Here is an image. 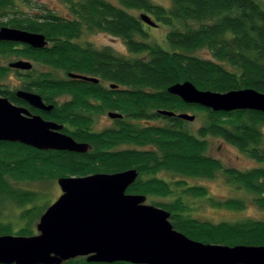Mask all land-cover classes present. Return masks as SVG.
<instances>
[{"label":"trees","instance_id":"trees-1","mask_svg":"<svg viewBox=\"0 0 264 264\" xmlns=\"http://www.w3.org/2000/svg\"><path fill=\"white\" fill-rule=\"evenodd\" d=\"M28 2L27 0H23ZM68 17H60L46 9L40 16H13L6 26L41 33L48 42L45 49L25 45L23 55L42 59L51 67L67 73H84L109 83L102 90L88 84L87 89L67 85L70 102L63 107L68 127L64 132L74 140L85 142L90 149L84 153L40 151L19 143L0 142V194H8L20 204L31 203L29 194L10 191L4 176L16 180L34 181L59 177H81L93 173H115L135 169L138 177L126 190L145 197L173 195L170 184L160 179L161 171L173 175L213 179L225 175L232 185L242 187L253 195V203L264 210V145L260 128L264 113L239 110L212 112L209 109L185 104L167 88L183 81L199 90L225 93L232 90L254 89L264 93V9L257 0H170L165 8L150 0H63ZM14 0H0L1 11L12 7ZM133 12H145L158 27L166 26L165 46L148 42L147 25ZM84 31L105 33L120 38L129 53L126 58L111 50L81 46L77 40ZM14 44L0 42V55H12ZM33 51V52H32ZM206 51L208 56H197ZM73 85V86H72ZM115 85V87H111ZM99 102L98 114L119 112L124 117L115 120L113 128L95 132L88 128L75 130V112L86 95ZM157 110L176 113L196 110L204 113L206 124L196 134L185 128L186 121L157 114ZM159 119L162 124H143ZM69 125L71 127H69ZM219 138L262 164L247 171L225 168L220 161L206 154L205 137ZM124 146V148L122 147ZM184 185L183 181L174 183ZM182 196L165 204L154 203L169 212L173 228L188 238L223 246H264V220L212 223L185 215L183 196L206 197L205 188L186 187ZM213 207L241 210L240 201H215ZM154 206V205H153ZM37 209L36 211H38ZM37 215L26 211L27 219ZM30 236L27 227L15 234L0 223V235ZM62 264L89 263L76 258ZM112 264H129L116 262Z\"/></svg>","mask_w":264,"mask_h":264},{"label":"water","instance_id":"water-1","mask_svg":"<svg viewBox=\"0 0 264 264\" xmlns=\"http://www.w3.org/2000/svg\"><path fill=\"white\" fill-rule=\"evenodd\" d=\"M140 19L156 26L145 14ZM0 42L22 43L33 49L48 47L43 34L6 26L0 27ZM10 67L27 70L30 64L20 61ZM68 76L91 83L98 81L73 73ZM167 92L185 104L212 112L264 113V93L254 89L219 93L199 90L183 81L170 85ZM16 95L38 109L51 108L44 106L35 94L17 91ZM156 112L186 122L195 119L187 113ZM26 114V110L0 97V142L19 143L40 151L84 154L90 149L88 143L60 132L62 125ZM107 116L122 119L117 112H108ZM137 177L135 169H127L57 178L61 194L39 216L37 234L0 235V264H62L76 258L104 264H264V246L204 244L175 230L169 212L145 204L144 195L126 193Z\"/></svg>","mask_w":264,"mask_h":264},{"label":"rangeland","instance_id":"rangeland-1","mask_svg":"<svg viewBox=\"0 0 264 264\" xmlns=\"http://www.w3.org/2000/svg\"><path fill=\"white\" fill-rule=\"evenodd\" d=\"M12 7L7 8L4 11L5 17H0L1 22H6L13 16L29 17V16H40L46 12V9L52 11L55 15L60 17H68V10L63 0H14ZM264 9V0H257ZM155 5H161L165 8L171 6L170 0H150ZM145 12H133V14L139 16ZM151 19L152 17L148 15ZM153 20V19H152ZM147 32L148 42L157 43L163 47L165 46L164 36L167 32V27L159 25L155 28L145 26ZM87 41L89 45L96 49L107 48L118 56L126 58L135 57V55L129 53L124 42L120 38H113L105 33H88L84 31L81 33L80 39L77 42L81 43ZM197 56H208L206 51H199L196 53ZM16 56L12 55H0V64L14 60ZM2 81V86L5 90L10 88H17L18 81L12 75ZM169 111V110H168ZM111 112V111H109ZM113 112V111H112ZM107 111L100 113L95 118L93 124V130L101 132L105 129L113 127L114 120L107 116ZM119 113V112H117ZM180 113H187L195 116L194 121L186 122L185 128L196 134L197 130L206 124L207 116L204 113H200L196 110L183 111ZM121 114V113H119ZM122 115V114H121ZM123 117V115H122ZM140 125L145 124H162L159 119L152 120L150 122H138ZM263 135L264 145V127L260 128ZM207 142L206 154L210 157L220 161L223 167L232 168L239 171L251 170L255 167H260L262 164L254 161L246 154L239 152L235 147L225 143L219 138L211 136L205 137ZM124 148V146H122ZM157 176L170 184L173 190V195L168 197H146L145 204H151L156 206L157 204L171 203L176 198L182 196L186 187L200 186L205 188L206 197H192L183 196L182 201L186 207L185 215L191 218L208 221L212 223L221 222H240L244 220H264V210L260 209L253 203V195L248 191L237 185H232L225 175L217 173L213 179L187 177L181 175H173L170 172L161 171ZM8 183L9 189L17 194H29L33 197L31 203L20 204L17 200L10 197L8 194H0V223L6 224L15 234L19 230L28 226L30 230L37 234L35 226L38 222L39 216L27 219L26 211L30 210L32 214L37 215L40 211H44L49 205H51L61 194L60 189L57 186L56 179H38L34 181L29 180H16L10 176H4ZM183 181L184 185L176 186L174 183ZM207 198H211L215 201H225L228 199L238 200L242 203L243 207L241 210H231L223 207H213ZM157 207V206H156ZM39 209L38 211H36ZM43 213V212H42Z\"/></svg>","mask_w":264,"mask_h":264},{"label":"flooded vegetation","instance_id":"flooded-vegetation-1","mask_svg":"<svg viewBox=\"0 0 264 264\" xmlns=\"http://www.w3.org/2000/svg\"><path fill=\"white\" fill-rule=\"evenodd\" d=\"M12 44H14L12 46V49L14 51L13 54L16 57H13L14 60L0 64V97L8 99V101L16 107L26 110L28 113L26 114L27 116H40L45 121H51L58 125H62V129L60 130V132L64 134H66L64 132V129L68 127V120L66 121V111L63 107L66 105V103L70 102V96L65 92L67 85L71 86V84H74L72 82L78 81L75 86L72 85L74 88H81L86 90L88 88V84H94L98 85L102 90L110 89L109 83L99 79L98 77H94L88 74L73 73L84 77L95 78L98 81L96 83H91L81 79L71 78L68 76L69 73H67L66 71L51 67L47 62H43L42 59L38 60L23 55L24 52L22 51L25 50V44ZM79 44L83 47L89 45L87 41L81 42ZM91 48L93 47L91 46ZM20 61L29 63L30 68L24 70L20 68L10 67V64ZM7 75H12L14 78H16V80L18 81L17 88H10L8 90H5L3 88L2 81L8 77ZM17 91H24L26 93H32L39 96L44 106H51V108L46 111L33 107L27 101L18 97L16 95ZM84 100L85 103H80L77 106L78 108L75 112V130L81 131L84 129V127L88 128L87 122L91 124V129L93 130V124L95 122V118L98 115L99 102L97 98L91 94L86 95L85 98L82 99V101ZM115 124L116 123H114L113 127L115 126ZM69 127L71 126L69 125Z\"/></svg>","mask_w":264,"mask_h":264}]
</instances>
